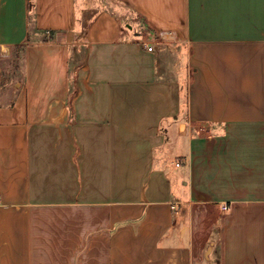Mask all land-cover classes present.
Returning <instances> with one entry per match:
<instances>
[{"label":"crops","instance_id":"crops-1","mask_svg":"<svg viewBox=\"0 0 264 264\" xmlns=\"http://www.w3.org/2000/svg\"><path fill=\"white\" fill-rule=\"evenodd\" d=\"M115 1L0 0V264H264V0Z\"/></svg>","mask_w":264,"mask_h":264},{"label":"rangeland","instance_id":"rangeland-1","mask_svg":"<svg viewBox=\"0 0 264 264\" xmlns=\"http://www.w3.org/2000/svg\"><path fill=\"white\" fill-rule=\"evenodd\" d=\"M98 1H99V4H101L102 6H106V5H110V6L123 5L121 2H116L115 0H77V2L79 4H84V3L87 2V3H90V4L94 5V6L96 5L97 7H101L98 4ZM118 8H120V7L116 6V9H118ZM90 14L93 16V13H90V10L86 11L84 13V17H83V22L84 23H85V21H87V19L89 18ZM124 21H127V23H125V25L123 24V26H126L127 28H129L128 26H131L133 18H132L131 15H127V18H124ZM133 29H135V30L137 29L136 25H135V28L133 26ZM135 30H133V31H135ZM21 55H22L21 50L18 49V48L13 47L12 50L9 52V55L6 58V60H2V62H4L3 63V66H4L3 67V69H4L3 70V82H5L6 79L10 80V82H9L10 85L9 86H10L11 91L13 90L14 82L20 81L21 77H22V73H21ZM72 71L74 72V70H71V79L73 78V75H74V73ZM170 158L172 159L171 167L175 171L182 170L183 164L182 163L180 164L179 159L175 160L174 155L170 156ZM175 161L179 162L180 165L179 164L175 165ZM207 213H208L207 214V219L208 220H210L212 218L214 219V218L220 216V214L217 215V212L213 208L208 210ZM202 222H203L202 219L200 220L199 217L196 214V217L193 220V227H194L193 229L195 231V234H196V231L197 232L200 231V234H201V232H202V234H203V232L207 233V230L211 226V224H210L211 222L210 221L207 222L206 226ZM198 236L201 237V235H199V234H198ZM208 246H209L208 243L203 244V245L201 244V242H198V241H197V243H195V246H194V264H209L210 263L209 261L211 260V257L214 256V254H211V250H210V248Z\"/></svg>","mask_w":264,"mask_h":264},{"label":"built area","instance_id":"built-area-1","mask_svg":"<svg viewBox=\"0 0 264 264\" xmlns=\"http://www.w3.org/2000/svg\"><path fill=\"white\" fill-rule=\"evenodd\" d=\"M147 49H148V50H152L153 47H152L151 45H148V46H147ZM176 164L178 165L179 163L177 162ZM171 207H172V209H173V212H176V211H177L176 203H172V204H171ZM227 208H228V204H227V203H221V204H220V209H221L222 211H226Z\"/></svg>","mask_w":264,"mask_h":264},{"label":"trees","instance_id":"trees-1","mask_svg":"<svg viewBox=\"0 0 264 264\" xmlns=\"http://www.w3.org/2000/svg\"><path fill=\"white\" fill-rule=\"evenodd\" d=\"M14 47L20 49L21 52H23L24 44H17V45H15ZM0 85H2V83H1Z\"/></svg>","mask_w":264,"mask_h":264},{"label":"water","instance_id":"water-1","mask_svg":"<svg viewBox=\"0 0 264 264\" xmlns=\"http://www.w3.org/2000/svg\"><path fill=\"white\" fill-rule=\"evenodd\" d=\"M129 28L131 27V26H128Z\"/></svg>","mask_w":264,"mask_h":264}]
</instances>
